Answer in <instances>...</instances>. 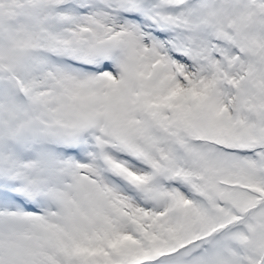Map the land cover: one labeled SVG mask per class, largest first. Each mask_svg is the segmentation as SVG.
<instances>
[{"label":"snow or ice","instance_id":"6c2138e0","mask_svg":"<svg viewBox=\"0 0 264 264\" xmlns=\"http://www.w3.org/2000/svg\"><path fill=\"white\" fill-rule=\"evenodd\" d=\"M0 264H264V0H0Z\"/></svg>","mask_w":264,"mask_h":264}]
</instances>
